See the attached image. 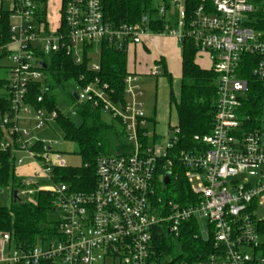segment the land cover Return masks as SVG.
<instances>
[{
    "label": "built area",
    "instance_id": "1",
    "mask_svg": "<svg viewBox=\"0 0 264 264\" xmlns=\"http://www.w3.org/2000/svg\"><path fill=\"white\" fill-rule=\"evenodd\" d=\"M153 3L148 12L154 17L113 26L105 20L103 0H61L59 24L51 31L48 8L46 25L39 21L34 0H0L10 14V41L0 43V67L5 57L13 63L5 92L8 110L0 113V154H10L14 169L35 166L31 174L16 176L18 190L30 198L52 192L59 214L57 234L31 249L16 247L10 234H3L1 264H157L156 236L179 240L185 231L205 243L213 241L212 249L195 261L163 253V264H264V0ZM159 21L164 27L156 32L153 22ZM168 36L180 45L192 42L216 75L210 132L195 135L196 145L187 150L177 148L179 128L159 141L144 113L141 75L126 77L123 104L114 102L97 78L83 86L81 76L71 81L78 88L73 97L118 118L130 149L97 160L90 193L55 184L54 169L67 166L53 149L58 142L48 135L59 117L45 100L51 57L65 51L80 65L85 47L96 46L87 52L90 56L102 41L128 52L146 39ZM90 68L99 72L100 64ZM161 74L159 65L151 69L152 77ZM32 85L40 86L35 100L29 99ZM256 93L259 115L246 114ZM175 167L183 169L195 197L186 205L160 196Z\"/></svg>",
    "mask_w": 264,
    "mask_h": 264
},
{
    "label": "trees",
    "instance_id": "2",
    "mask_svg": "<svg viewBox=\"0 0 264 264\" xmlns=\"http://www.w3.org/2000/svg\"><path fill=\"white\" fill-rule=\"evenodd\" d=\"M38 6L39 21L47 25V8L49 0H34ZM192 4L200 0H189ZM153 0H103L104 17L109 25L118 26L124 23H139L144 15L154 17ZM155 21V20H153ZM159 23V24H156ZM154 24V25H153ZM152 29L161 31L163 22H153ZM156 24V25H155ZM10 41V14L0 7V43L6 45ZM96 46L85 47L84 61L75 64L73 58L65 51L51 57L46 75L50 92L45 95L46 106L57 109V102L62 90L72 80L83 77L81 84L86 86L96 78L101 85L108 86V93L116 103L125 102V79L129 72L127 50H118L108 41L97 44L100 49V71L94 72L90 68L87 52ZM182 47V75L178 94L174 91V82L164 66L163 77L170 86V106L177 116V124L172 128L181 130L178 149L187 150L196 145L195 135H205L211 130L216 109V75L210 69H202L197 63V50L192 42L185 41ZM163 63V62H162ZM7 80L0 79V113L8 110L6 97ZM40 95V86L32 85L29 89V99L35 100ZM252 97V96H251ZM73 101L81 123L75 124L71 118L59 112L57 126L62 130L64 138L74 142L77 153L83 164L80 168H55L54 183L69 185L74 192L90 193L96 185V163L104 155L125 153L130 149L126 142L124 127L118 118L111 123L102 119L104 111L94 108L90 103L78 102L72 94ZM246 106V114L259 115L260 96L253 95ZM256 100V101H254ZM148 120V119H147ZM151 128H155L154 121L148 120ZM154 130V129H153ZM10 154H0V187L7 186L12 180L13 190L20 188L19 179L14 174L10 161ZM13 191V192H14ZM160 196L163 201H174L186 205L195 201L191 195L189 185L183 169L175 167L172 181L166 185ZM32 201H20L12 204L11 208L0 207V237L10 234L16 247L31 249L48 236L57 234V224L49 220V215L56 207V196L49 191H39L33 194ZM195 232V230H194ZM212 242L205 243L195 239L190 232H183L179 240L159 234L155 238L157 264H163L159 259L161 254L172 255L177 261H195L203 258V251L212 249ZM181 249V250H180ZM180 250V251H179ZM264 257V246L261 248Z\"/></svg>",
    "mask_w": 264,
    "mask_h": 264
},
{
    "label": "rangeland",
    "instance_id": "3",
    "mask_svg": "<svg viewBox=\"0 0 264 264\" xmlns=\"http://www.w3.org/2000/svg\"><path fill=\"white\" fill-rule=\"evenodd\" d=\"M60 2L61 0H49V3H48V14L47 15H48V21H49V26H50L51 31H54L59 24ZM152 4H153L152 6L156 5V3H152ZM5 8L9 10L10 5H6ZM156 38L164 39V38H159V37H156ZM168 40L169 39L165 40L167 42L166 44H169L170 40L169 41ZM177 44H176L177 48H179L180 54H181L182 47L178 42ZM165 46L169 47L167 45ZM140 57L141 56L138 52L136 56L137 63H139V61L142 60ZM89 60H90L91 66L99 65L100 64V50H97L95 53H91L89 56ZM134 60H135V54L133 53L132 50H129L128 65H127L128 72H131L133 74L134 72H136V73L143 75L145 72L148 71V68L144 67L147 71L140 73L142 72V70H140L141 68L139 66L136 68V70H134V64L136 63V61L134 62ZM197 63L202 69H209L211 67L210 62L206 58L201 57V56L197 58ZM2 64L3 66H5V68L0 67V79L8 80L9 79V68L12 66L13 63L8 57H5L4 59L1 60V65ZM171 71H172L173 78L175 79L181 78V69H180L179 59L177 60L176 63L175 62L173 63V66L171 67ZM166 86H167V83L163 79L157 80V78L155 77H150V72L149 74L147 73L144 75V78H143V94L144 95L141 101L144 103V113L146 114L148 118L153 117L155 108L158 106V103L160 105V101L162 100V98H164V96H165V101L167 100L166 94L164 92V90L166 91V88H165ZM76 87L77 85L74 82H69L66 86V89L64 91L62 90L60 97L58 99V102H57V110L62 115L71 118V120L75 124L79 125L81 123V120L79 116L77 115L73 101H71V99L69 98V94L78 90V88ZM101 116H102V119L107 123H111L113 121V118L109 113L104 112ZM168 117L170 118L172 122L176 119L175 113L173 110H171V114H169L168 112ZM48 135L55 142H58V143L53 144V149L55 152L59 153L63 157V160L67 167L80 168L82 166L83 161L77 153L76 144L70 140H66L60 128L56 127L55 131L51 132V134H48ZM13 187H14V184L12 180L8 183L7 186L0 187V207L11 208L13 204V191H14ZM165 187L166 186H164V188ZM18 192H19L21 199L25 201L33 200V198H30L29 196L28 197L23 196L20 190H18ZM58 217H59L58 212H53L49 215V220L52 223H56L58 221ZM261 241L262 243H264V237L261 239ZM39 244L42 245L43 243L40 242ZM7 254H8V250H6V255Z\"/></svg>",
    "mask_w": 264,
    "mask_h": 264
},
{
    "label": "crops",
    "instance_id": "4",
    "mask_svg": "<svg viewBox=\"0 0 264 264\" xmlns=\"http://www.w3.org/2000/svg\"><path fill=\"white\" fill-rule=\"evenodd\" d=\"M159 38H164V39H158L156 37H152L149 39H146L142 45H136V46H132L130 47L129 50H132L133 53L135 54V60L136 63L134 64V70H136V68L139 66L142 70L143 73L145 71H147L145 68H148V71L145 72L143 75L134 72L135 74L141 75L144 78L145 74H149V72H151V69L155 66V65H159L161 68V76L159 77H155L157 78V80H164L167 83L166 91L164 90L165 94H166V98L167 100L165 101V96L164 98H162V100L160 101V105L158 103V106L155 108V112L153 117L148 118L146 116V118L149 120H152L155 124V128L154 132H155V138L157 140H162L163 138L167 137L170 133V131L172 130V127L175 126L177 124V116L175 113V117L176 119L172 122L170 120V118L168 117V112L169 114H171V110L172 107L170 106V86L169 83L167 81L166 78L163 77V69L164 66L166 67V70L168 71V73L171 75L173 82H174V91L176 94H178L179 92V83H180V79H175L173 78L172 75V71H171V67L173 66V63L177 62V60L179 59V63H180V69L182 67V53L180 54V50L179 48H177V40L174 37H159ZM169 39V44H166L167 42L165 40ZM177 44V45H176ZM165 45L169 46L166 47ZM128 50V53H129ZM140 54V58L142 59L141 61H139V63H137V54ZM163 62V63H162ZM144 64V66H143ZM153 66V67H152ZM2 68H5V66H3V64L1 65ZM145 67V68H144ZM182 72V70H181ZM131 73V72H129ZM182 75V73H181ZM150 77H152L150 75ZM5 80V79H3ZM164 95V94H162ZM144 105V103H143ZM144 109V108H143ZM174 111V110H173ZM146 115V114H145ZM150 123V122H149ZM151 124V123H150ZM35 169L34 165H25V166H21L18 167L16 169H14V173L15 176H18L20 174L22 175H28L31 174ZM18 178V177H17ZM0 246H1V242H0Z\"/></svg>",
    "mask_w": 264,
    "mask_h": 264
},
{
    "label": "water",
    "instance_id": "5",
    "mask_svg": "<svg viewBox=\"0 0 264 264\" xmlns=\"http://www.w3.org/2000/svg\"><path fill=\"white\" fill-rule=\"evenodd\" d=\"M74 97H75L76 100H78V97H77V95L75 93H74ZM164 183H165V185H169L170 184V176L169 175H167L165 177ZM20 200H21V198L18 195V191L17 190L14 191L13 192V202L16 203V202H18Z\"/></svg>",
    "mask_w": 264,
    "mask_h": 264
}]
</instances>
